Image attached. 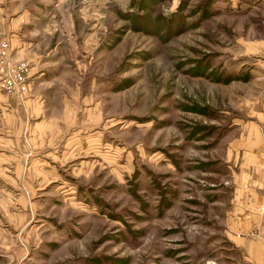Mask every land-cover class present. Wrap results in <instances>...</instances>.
<instances>
[{
	"label": "rangeland",
	"instance_id": "obj_1",
	"mask_svg": "<svg viewBox=\"0 0 264 264\" xmlns=\"http://www.w3.org/2000/svg\"><path fill=\"white\" fill-rule=\"evenodd\" d=\"M263 119L264 0H0V264H230Z\"/></svg>",
	"mask_w": 264,
	"mask_h": 264
},
{
	"label": "crops",
	"instance_id": "obj_2",
	"mask_svg": "<svg viewBox=\"0 0 264 264\" xmlns=\"http://www.w3.org/2000/svg\"><path fill=\"white\" fill-rule=\"evenodd\" d=\"M236 142L225 225L235 249L230 264H264V124L245 125Z\"/></svg>",
	"mask_w": 264,
	"mask_h": 264
}]
</instances>
